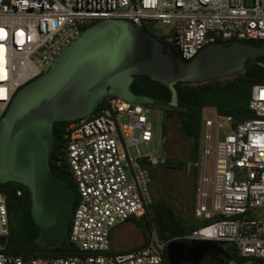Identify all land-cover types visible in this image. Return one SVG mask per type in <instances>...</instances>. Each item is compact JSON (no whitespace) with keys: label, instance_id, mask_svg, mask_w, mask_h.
<instances>
[{"label":"built area","instance_id":"2783aa9c","mask_svg":"<svg viewBox=\"0 0 264 264\" xmlns=\"http://www.w3.org/2000/svg\"><path fill=\"white\" fill-rule=\"evenodd\" d=\"M109 19L166 26L155 37L184 60L218 42H264V0H0V120L16 93L45 74L86 27ZM103 102L67 127L66 164L79 195L69 241L81 254L25 259L3 253L2 242L0 264H168L171 241L160 240L153 221L144 247L111 248L113 228L148 209L155 162L140 149L153 139L143 105L109 95ZM248 108L254 117L241 122L215 110L203 121L194 216L221 219L178 241L231 245L246 264H264V85L252 87ZM8 220L0 193L1 241L9 237Z\"/></svg>","mask_w":264,"mask_h":264},{"label":"water","instance_id":"95a60500","mask_svg":"<svg viewBox=\"0 0 264 264\" xmlns=\"http://www.w3.org/2000/svg\"><path fill=\"white\" fill-rule=\"evenodd\" d=\"M262 55L264 47L234 42L204 48L184 60L129 22L109 19L87 27L45 74L16 93L0 120V183L14 182L29 192L31 218L39 229L35 244L63 242L75 201L73 191L49 169L55 122L90 116L106 95L135 105L155 104L130 92L133 76L146 75L168 87L176 106V83L227 77L243 70L246 60ZM217 246L173 240L166 259L168 264H201L214 256ZM211 264L225 263L218 259Z\"/></svg>","mask_w":264,"mask_h":264},{"label":"trees","instance_id":"16d2710c","mask_svg":"<svg viewBox=\"0 0 264 264\" xmlns=\"http://www.w3.org/2000/svg\"><path fill=\"white\" fill-rule=\"evenodd\" d=\"M146 30L155 37L149 27H146ZM155 38L178 53L177 49L173 45L167 44L163 38ZM232 43L234 42H218L216 45L227 47ZM239 43L256 48L264 47V42L242 41ZM254 85H264V55L246 60L243 70L227 77L209 78L193 83H176L173 86L176 92V106L171 105L172 94L169 88L149 76H133L129 90L135 96L154 100L156 102L154 106L164 108L162 135L166 132L165 119L169 118L179 124L183 137L192 141V154L189 161L191 163V172L194 178L193 188L195 190L199 175L196 164L200 161L202 149L201 133L204 111L213 109L218 115L231 117L234 122L253 118L254 114L249 110L248 104L251 89ZM103 105L104 102L102 101L93 114L97 113ZM71 123L55 122L53 124V147L48 164L51 174L56 179L64 182L73 191L75 195L74 210L78 203L79 195L65 158L67 127ZM186 165V161L165 157L156 164L150 163L149 175L151 180L155 182L157 179L153 174L152 167L184 170ZM18 192H20V195H17ZM0 193L7 198L9 218V237L6 241L0 240V243H6L3 253L19 255L25 259L43 257L66 258L81 254L78 248L69 241V227L63 242L59 246L53 244L40 246L35 244L39 229L31 218V197L24 186L14 182L0 183ZM220 219L221 216H216L211 220H198L199 222H196L197 218H195L194 212L183 217L165 200L153 199L148 209L139 218H131L129 222L140 229L143 240L138 247H144L148 241L147 235L152 221L155 224L160 240L165 242L182 240L183 237L191 235L192 232ZM227 247L230 250V262L232 264H246L249 261L248 259L238 258L231 245H227ZM136 248L133 247L131 250Z\"/></svg>","mask_w":264,"mask_h":264},{"label":"rangeland","instance_id":"374dc122","mask_svg":"<svg viewBox=\"0 0 264 264\" xmlns=\"http://www.w3.org/2000/svg\"><path fill=\"white\" fill-rule=\"evenodd\" d=\"M156 26H161L162 28L160 30L153 29ZM167 30L166 26L158 23H152L150 25V31L155 35L157 32L163 34L167 32ZM143 107L153 127V139L148 145L140 146L142 154L154 159V164L165 157L187 162L184 170L152 167L153 174L157 180L154 182L150 178V184L148 186L150 200L163 199L169 203L178 214L186 217L194 212L198 202L197 189L199 175L196 182V189L194 190V178L191 172V163L189 161L190 155L192 154V141L184 138L181 134L179 124L169 118L165 119L166 132L162 135L164 108L149 105H143ZM214 114L213 109H206L203 113V121L205 119H213ZM201 143L203 145L202 140ZM213 145L214 140L211 146ZM211 169L212 164H210V172ZM208 190L210 198V186ZM198 220L199 219H197L196 222H199ZM110 239L112 249L119 251L138 247L143 240L140 229L136 228L130 222L114 227Z\"/></svg>","mask_w":264,"mask_h":264},{"label":"flooded vegetation","instance_id":"af4514ba","mask_svg":"<svg viewBox=\"0 0 264 264\" xmlns=\"http://www.w3.org/2000/svg\"><path fill=\"white\" fill-rule=\"evenodd\" d=\"M146 98V97H144ZM147 99V98H146ZM149 106H154V104H148ZM227 245H218L214 250V256L209 255L203 258L201 264H211L216 263L218 259H223L225 264H232L230 262L231 256ZM221 253V254H220Z\"/></svg>","mask_w":264,"mask_h":264},{"label":"crops","instance_id":"0c3cea01","mask_svg":"<svg viewBox=\"0 0 264 264\" xmlns=\"http://www.w3.org/2000/svg\"><path fill=\"white\" fill-rule=\"evenodd\" d=\"M112 248V247H111ZM114 252H124V251H129V250H131V248L130 249H128V250H124V251H119V250H116V249H112Z\"/></svg>","mask_w":264,"mask_h":264}]
</instances>
